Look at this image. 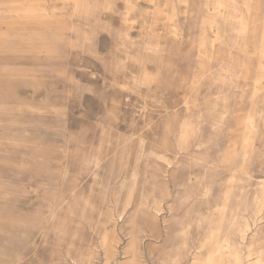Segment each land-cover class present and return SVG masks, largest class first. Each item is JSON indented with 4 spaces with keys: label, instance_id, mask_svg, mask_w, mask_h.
Masks as SVG:
<instances>
[{
    "label": "rangeland",
    "instance_id": "374dc122",
    "mask_svg": "<svg viewBox=\"0 0 264 264\" xmlns=\"http://www.w3.org/2000/svg\"><path fill=\"white\" fill-rule=\"evenodd\" d=\"M263 246L264 0H0V264Z\"/></svg>",
    "mask_w": 264,
    "mask_h": 264
},
{
    "label": "bare ground",
    "instance_id": "6f19581e",
    "mask_svg": "<svg viewBox=\"0 0 264 264\" xmlns=\"http://www.w3.org/2000/svg\"><path fill=\"white\" fill-rule=\"evenodd\" d=\"M80 1H83V0H80ZM86 2V1H85ZM83 3V2H82ZM88 4V3H87ZM78 5V4H77ZM80 5V4H79ZM82 5H84V4H82ZM84 7V6H83ZM78 8V7H77ZM82 8V7H81ZM76 9V8H75ZM83 11H85L84 9H83ZM81 12H82V10H81ZM83 14V13H82ZM86 14V13H85ZM88 15H89V13H88ZM74 16V15H73ZM39 24L40 25H42L43 26V28H45V29H48V30H57V28H56V25H57V23L56 22H54L52 19H49V21H40L39 22ZM59 30H61V29H59ZM73 30V29H72ZM61 31H63V30H61ZM73 40V39H72ZM71 45V44H70ZM82 48V47H81ZM158 50V49H157ZM140 104V103H139ZM145 149V148H144ZM80 150V149H79ZM158 158V157H157ZM246 167V166H245ZM138 175V174H137ZM262 179V178H261ZM260 180V179H259ZM253 183V182H252ZM247 186V185H246ZM252 188V187H251ZM260 188V187H259ZM189 191V190H188ZM187 193V192H186ZM181 195V194H180ZM187 195V194H186ZM186 197V196H185ZM155 199V198H154ZM218 207V206H217ZM209 208V207H208ZM212 208V207H211ZM216 208V207H215ZM209 211V210H208ZM258 211V210H257ZM256 211V212H257ZM208 216V215H207ZM135 217V216H134ZM203 217V216H202ZM257 217V216H256ZM205 218V217H204ZM133 219V218H132ZM131 219V220H132ZM206 219V218H205ZM135 220V219H134ZM203 223V222H202ZM139 224V223H138ZM249 225V224H248ZM195 227V226H194ZM249 227V226H248ZM263 228V227H262ZM185 229V228H184ZM248 229V228H247ZM134 230V229H133ZM245 230V229H244ZM249 230V229H248ZM192 231V230H191ZM193 232V231H192ZM261 233V232H260ZM138 239V238H137ZM135 241V240H134ZM116 243V242H115ZM119 243V242H118ZM230 246V245H229ZM264 247V246H263ZM227 248H229L228 247V245L226 244V242H223V243H220L219 244V246H218V248L217 249H220V250H226ZM114 253V252H113ZM262 256H264V255H262ZM262 258V257H261ZM211 259V258H210ZM209 259V261H208V263L211 261ZM18 260V259H17ZM107 260V259H106ZM19 262V261H18Z\"/></svg>",
    "mask_w": 264,
    "mask_h": 264
},
{
    "label": "crops",
    "instance_id": "0c3cea01",
    "mask_svg": "<svg viewBox=\"0 0 264 264\" xmlns=\"http://www.w3.org/2000/svg\"><path fill=\"white\" fill-rule=\"evenodd\" d=\"M67 4H69V3H67ZM35 23H37V19H35Z\"/></svg>",
    "mask_w": 264,
    "mask_h": 264
}]
</instances>
